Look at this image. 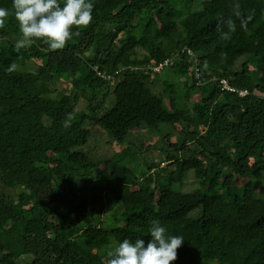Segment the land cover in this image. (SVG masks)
I'll use <instances>...</instances> for the list:
<instances>
[{
  "label": "trees",
  "instance_id": "trees-1",
  "mask_svg": "<svg viewBox=\"0 0 264 264\" xmlns=\"http://www.w3.org/2000/svg\"><path fill=\"white\" fill-rule=\"evenodd\" d=\"M199 1L92 0V23L57 51L37 41L17 52L9 16L0 28V264H106L124 239L147 242L153 221L184 238L174 264H264V0H241L246 30L227 0ZM230 17L236 30L223 40ZM166 59L173 64L156 72ZM165 163L179 167L177 179ZM119 169L140 186L139 201L110 190ZM190 171L199 188L184 192ZM90 229L115 239L89 241Z\"/></svg>",
  "mask_w": 264,
  "mask_h": 264
},
{
  "label": "clouds",
  "instance_id": "clouds-1",
  "mask_svg": "<svg viewBox=\"0 0 264 264\" xmlns=\"http://www.w3.org/2000/svg\"><path fill=\"white\" fill-rule=\"evenodd\" d=\"M94 3L92 0H12L11 11L0 7V28L9 16L18 22L19 38L15 41V50L31 47L37 41L47 45L49 51L63 50L74 36H79L81 26L87 27L93 21ZM234 15L246 30L251 16L245 18L240 5L233 6ZM228 31H221V39L229 40L236 26L231 17L226 21ZM13 62L7 69L9 73L19 70ZM73 114L69 113L62 124L71 126ZM150 239H128L120 242L107 252L106 264H174L178 259V250L185 241L181 235L167 234L159 221H153L149 228Z\"/></svg>",
  "mask_w": 264,
  "mask_h": 264
},
{
  "label": "rangeland",
  "instance_id": "rangeland-1",
  "mask_svg": "<svg viewBox=\"0 0 264 264\" xmlns=\"http://www.w3.org/2000/svg\"><path fill=\"white\" fill-rule=\"evenodd\" d=\"M111 1L112 0H101V2L103 4H108ZM202 1H204V0H200L199 2L201 3ZM237 3L240 6L245 5L243 3V1H241V0H227L223 5L225 6V8H227V10L233 11V6ZM150 35L153 38H158L159 36L162 35V33L158 29L157 26L152 25L150 28ZM257 57L259 58V62L262 61L264 63V55L259 54ZM260 76H264V68L261 71ZM155 154L158 155V153H153L152 155H155ZM162 167L163 168H170L168 173L172 174V177L174 179L178 178L179 167L169 165V163L163 164ZM128 176H129V173L127 171H124L121 169L117 170L114 173V178H113L114 179L113 181L115 182L114 186L111 187L110 190L115 193V197L117 199L123 200L125 202H135V201L137 202L141 199L140 198V186L139 185H128L126 182ZM184 181L185 182L182 186V190L184 192H192V191H195L196 189L199 188V183L196 180V178L194 177L192 171H190L188 173V175H187L186 179H184ZM197 214H198V210H194L191 213L192 216H196ZM123 233H125V231H123ZM85 235L89 241L98 242L100 244H107V243H109L110 240L115 239V236H112L110 234V232L101 233L97 229H90V230L85 232ZM116 246L117 245L111 246V249L115 248Z\"/></svg>",
  "mask_w": 264,
  "mask_h": 264
},
{
  "label": "built area",
  "instance_id": "built-area-1",
  "mask_svg": "<svg viewBox=\"0 0 264 264\" xmlns=\"http://www.w3.org/2000/svg\"><path fill=\"white\" fill-rule=\"evenodd\" d=\"M188 53H189L190 55H193V52H192V50H190V49H188ZM170 64H173L172 60H171V59H166L164 62H161V63L155 65L154 70H155L156 72H160L163 68H165L166 66H168V65H170ZM99 75H101L102 77L105 78V75H103V74H101V73H99ZM221 84H222V88H223L224 90H228V91H231V92H237V91H238L234 86H232V85L229 83V81H228L227 79H222V80H221ZM239 94H240L241 96H245V95L247 94V91H246V90H244V91H240Z\"/></svg>",
  "mask_w": 264,
  "mask_h": 264
}]
</instances>
